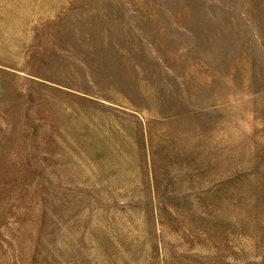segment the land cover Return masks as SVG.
Listing matches in <instances>:
<instances>
[{
  "label": "rangeland",
  "instance_id": "obj_1",
  "mask_svg": "<svg viewBox=\"0 0 264 264\" xmlns=\"http://www.w3.org/2000/svg\"><path fill=\"white\" fill-rule=\"evenodd\" d=\"M0 264H264V0H0Z\"/></svg>",
  "mask_w": 264,
  "mask_h": 264
}]
</instances>
